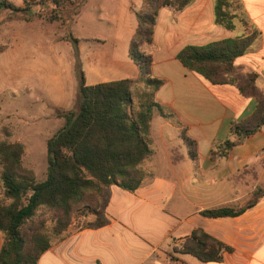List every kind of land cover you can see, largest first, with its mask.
I'll return each mask as SVG.
<instances>
[{
	"label": "crops",
	"instance_id": "obj_1",
	"mask_svg": "<svg viewBox=\"0 0 264 264\" xmlns=\"http://www.w3.org/2000/svg\"><path fill=\"white\" fill-rule=\"evenodd\" d=\"M141 2L119 0L107 17L100 18L112 33L94 39L110 45L108 51L83 55L79 42L87 85L138 77L128 48L136 28L134 10ZM239 2L233 29L216 24L215 0H192L182 11L160 10L153 43L145 50L153 57V76L163 81L155 100L164 115L153 112V153L142 165L146 176L135 192L112 185L102 202L107 223L89 228L87 224L94 223L96 216L80 213L66 234L52 241L38 264H264V194L255 196L257 190L264 191V158L260 154L264 127L232 149L226 159L211 156L215 142L230 138L231 123L251 116L257 102L244 97L235 86L209 83L177 58L186 46H204L256 31L255 41L237 58L236 65L257 74V86L264 90V0ZM183 128L197 144L196 161L180 135ZM250 203L235 217L200 214ZM196 229L231 247L232 252L224 253L216 263L174 252ZM2 244L0 231V250Z\"/></svg>",
	"mask_w": 264,
	"mask_h": 264
},
{
	"label": "trees",
	"instance_id": "obj_2",
	"mask_svg": "<svg viewBox=\"0 0 264 264\" xmlns=\"http://www.w3.org/2000/svg\"><path fill=\"white\" fill-rule=\"evenodd\" d=\"M22 0L18 7L8 0H0V14L32 22L46 16L49 22L61 21L70 25L80 14L87 0ZM192 0H142L134 10L136 28L130 40L128 56L138 69L136 79H122L87 85L79 59V40L66 37L73 45L75 74L79 82L75 107L59 110L62 127L47 143V173L44 181H37L33 170L23 165L24 145L20 142H0V182L3 202L0 201V231L3 244L0 264H38L40 257L51 247L54 239L62 238L73 221L74 214L87 211L96 221L87 224L99 228L107 223L99 197H106L112 185L127 192H135L146 176L143 162L153 153L151 120L153 112L164 115L155 95L163 81L152 74L153 57L145 48L153 43L159 12L163 8L182 11ZM45 4L47 14L34 12ZM239 0H215V22L233 29L238 17L234 9ZM41 9V8H40ZM69 12L71 14H69ZM242 21H244L242 19ZM251 35L215 41L204 46L189 45L177 58L214 85H232L257 105L251 116L232 122L230 138L215 142L213 159H226L232 149L242 145L264 127V90L257 86V74L245 72L236 65L257 37ZM140 89L135 102L133 89ZM181 137L193 161L197 159V144L181 129ZM193 147V149H192ZM263 190L255 196L261 197ZM9 201L8 203H5ZM203 210L208 218L235 217L246 207ZM174 252L195 257L203 263L221 262L224 253L232 248L218 241L202 229L194 230Z\"/></svg>",
	"mask_w": 264,
	"mask_h": 264
},
{
	"label": "rangeland",
	"instance_id": "obj_3",
	"mask_svg": "<svg viewBox=\"0 0 264 264\" xmlns=\"http://www.w3.org/2000/svg\"><path fill=\"white\" fill-rule=\"evenodd\" d=\"M8 1L23 6L22 0ZM116 3L119 0H87L74 22L65 26L61 21L49 22L46 16L26 22L6 11L0 14V142L24 145L23 165L34 171L39 182L46 179V143L63 125L57 112L73 109L77 99L74 49L66 37L72 35L83 43V55L108 51L110 45L94 38L110 37L112 29L104 28L108 23L100 18L107 17ZM47 10L45 4L33 9L43 15ZM139 92L133 89L135 102ZM104 200L99 197L100 205ZM84 212L75 213L73 219Z\"/></svg>",
	"mask_w": 264,
	"mask_h": 264
},
{
	"label": "built area",
	"instance_id": "obj_4",
	"mask_svg": "<svg viewBox=\"0 0 264 264\" xmlns=\"http://www.w3.org/2000/svg\"><path fill=\"white\" fill-rule=\"evenodd\" d=\"M261 156L264 158V149L261 151Z\"/></svg>",
	"mask_w": 264,
	"mask_h": 264
}]
</instances>
